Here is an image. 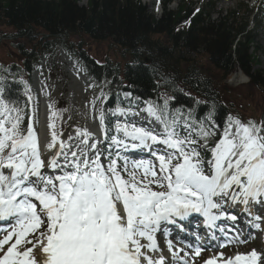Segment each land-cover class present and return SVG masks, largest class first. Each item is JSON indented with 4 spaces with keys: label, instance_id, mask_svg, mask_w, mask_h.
I'll return each instance as SVG.
<instances>
[{
    "label": "snow or ice",
    "instance_id": "6c2138e0",
    "mask_svg": "<svg viewBox=\"0 0 264 264\" xmlns=\"http://www.w3.org/2000/svg\"><path fill=\"white\" fill-rule=\"evenodd\" d=\"M7 85L0 77V264H188L173 250V229L194 236L177 238L196 255L226 247L230 232L240 239L241 222L249 237L264 231V120L229 114L221 129L215 106L199 115L161 94L163 103L137 111L140 98L125 92L128 107H105L101 90L90 102L98 130L72 115L65 128L68 110L48 104L41 140L39 101L26 84L23 101ZM141 112L147 126L130 119ZM194 216L208 232L204 244L199 222L187 228ZM218 260L264 264V251H221L205 264Z\"/></svg>",
    "mask_w": 264,
    "mask_h": 264
},
{
    "label": "trees",
    "instance_id": "16d2710c",
    "mask_svg": "<svg viewBox=\"0 0 264 264\" xmlns=\"http://www.w3.org/2000/svg\"><path fill=\"white\" fill-rule=\"evenodd\" d=\"M170 4H164L157 19L141 0H88L87 7L80 0H0V47L10 43L18 57L10 54L8 63L0 60V77H7L10 95L25 100V84L32 93L35 66L48 55V71H57L52 50L70 41L66 42L70 52L90 78L99 86L108 85L105 107L118 103L128 107L125 92L140 98L132 104L163 103L161 94L174 95L173 107L194 108L199 115L215 106L216 123L222 129L229 114L243 116L236 103L244 105L247 100L225 84L236 68L264 95V74L255 69L259 50L249 16L240 18L241 10H231L214 20V2L198 11L185 2L168 11ZM82 38L110 43L114 55L98 61L81 41L75 43ZM59 109L69 111L64 85Z\"/></svg>",
    "mask_w": 264,
    "mask_h": 264
},
{
    "label": "rangeland",
    "instance_id": "374dc122",
    "mask_svg": "<svg viewBox=\"0 0 264 264\" xmlns=\"http://www.w3.org/2000/svg\"><path fill=\"white\" fill-rule=\"evenodd\" d=\"M81 6H87V0H80ZM168 1L171 4L167 7L168 11H176L180 4L184 2L187 3L191 8L194 9H201L206 7L209 2L216 3L215 14L212 16L214 20L220 19L218 14L223 13L231 10H241V17L245 18L249 16L248 23L249 29L253 32L256 41V47L259 50L257 54L259 56V65L255 68L264 74V0H141L142 4L146 5L150 12H153L156 16H160L163 11L164 4ZM249 12V15L247 14ZM244 20H240V23H243ZM72 41V40H71ZM82 42V48H84L88 53H90L93 57H95L98 61H103L106 56L114 55L112 49L109 48L110 43H98V42H91L88 39H80L76 40L75 43ZM70 43V41H66ZM66 42L56 45L53 50V57L58 60L61 64L58 65V72L53 74H48L47 72V61L48 58L45 57L41 60L40 64L37 66L41 67L42 71V80L45 82L49 94H51L52 104L58 109V102L61 96V92L63 89V85L67 87L69 90L68 93V101L70 103V111L69 114L64 117V127L67 128L69 124L73 123V121H67V117L72 115L74 120L76 121L74 107L78 106V104L73 101L72 96H76V89L75 87H80L78 83L74 81V76L79 77V73L82 75L83 79L87 80L88 86L91 87L90 93L100 95L101 90H106L108 85H103L101 88L97 86L93 80H91L85 72V69L82 63L77 59V57L70 52L71 48ZM10 54L13 58H18L15 54V51L10 43H4V47H0V60L4 63H8V61H12L10 58ZM20 61V59H18ZM9 62V63H10ZM36 69V67H35ZM239 72V70H235V72ZM233 73V74H234ZM232 74V75H233ZM244 76V75H243ZM264 76V75H263ZM232 77V76H231ZM230 79L225 82V84L232 89L237 91L238 95H242L245 104L239 105L236 103V107L241 115V118L245 121L252 119L257 122L264 120V95L259 92L255 87H252L250 80L248 77L244 76L245 80L240 83H235ZM247 82V83H246ZM30 85L32 88V93L34 94V100H38L39 98V91L38 87L36 86V80L34 79V73L32 74V78L30 81ZM234 91V92H236ZM105 93V92H104ZM126 100L130 99L129 97H125ZM82 102L85 101V97H83ZM238 102V100H234ZM143 105V104H142ZM145 105H143L144 107ZM149 120V119H148ZM39 121H41L39 116ZM153 123L156 122L153 120ZM98 124V122H97ZM143 126H147L146 123H140ZM205 155V154H203ZM206 158V156H205ZM264 227V225H262ZM260 238L257 239L255 242V249L258 251H264V245L262 244V238H264V234H259Z\"/></svg>",
    "mask_w": 264,
    "mask_h": 264
},
{
    "label": "bare ground",
    "instance_id": "6f19581e",
    "mask_svg": "<svg viewBox=\"0 0 264 264\" xmlns=\"http://www.w3.org/2000/svg\"><path fill=\"white\" fill-rule=\"evenodd\" d=\"M42 77H43V75H42L41 67L36 66V69H34V79L36 80V84H37L36 86L38 87V91H39L38 108H39V116H40L41 121H39L38 129H39V134H40L41 140H43V138H44V133H45V129H46L47 115H48L47 105L52 104V100H51V94L52 93L49 94L47 86H46L45 82L42 80ZM231 80L235 83H240V82H243L245 80V78L241 72L236 71L232 75ZM74 81L80 85V87H75L76 96L75 95L72 96L73 101H75L78 104V106L74 107V113H75L76 121H78L79 124L90 126L93 130H98L97 129V121H93V119H92V116L95 113H94L93 108L91 107L90 102L93 101L99 95L90 93L91 87L88 86L87 80L83 79V77L80 73H79V77L74 76ZM83 97H85V101L82 102L81 99ZM101 106L102 105L100 104V102L97 101L96 107L99 108ZM142 115L147 120L151 119L147 116V113H145V112H143ZM136 119L139 120L140 117H137ZM142 123H144V122H142ZM152 124L158 125L157 123L155 124L153 122H152ZM237 210H239V209H237ZM199 220H200L199 216H194L192 218L191 222L189 224H187L188 230L194 228L195 223L198 222ZM248 232H249V229L245 232V235H244V238H246L247 242L245 243L243 248L246 250H249L253 247L254 248L256 247L255 242L257 241L258 238H260L259 234L262 233V231L255 232L254 230H252L251 236L249 237ZM240 244H241V242L237 243L236 245H240ZM235 253H231L229 251L228 255L229 256L234 255ZM204 258L202 259V261L200 263L205 261Z\"/></svg>",
    "mask_w": 264,
    "mask_h": 264
}]
</instances>
